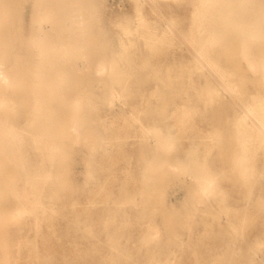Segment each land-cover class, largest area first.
I'll return each instance as SVG.
<instances>
[{
	"label": "rangeland",
	"instance_id": "1",
	"mask_svg": "<svg viewBox=\"0 0 264 264\" xmlns=\"http://www.w3.org/2000/svg\"><path fill=\"white\" fill-rule=\"evenodd\" d=\"M38 1L0 8V264H204L191 240L202 237L205 254L228 253L212 264H253L254 249L264 264V126L249 108L264 100V0H57L44 30L60 52L44 60ZM202 170L216 184L203 209ZM32 180L39 201L22 204Z\"/></svg>",
	"mask_w": 264,
	"mask_h": 264
},
{
	"label": "bare ground",
	"instance_id": "2",
	"mask_svg": "<svg viewBox=\"0 0 264 264\" xmlns=\"http://www.w3.org/2000/svg\"><path fill=\"white\" fill-rule=\"evenodd\" d=\"M233 1V0H232ZM249 1H252V0H249ZM39 4L37 3V7H36V11H35V15H34V18H33V29H32V33H31V42L32 44L34 45H40V48L36 53H38L40 59L44 60V58L48 57V55L52 54L53 57H58L59 56V50L53 46H51V44L49 43V35H48V32L44 29H46V27L48 26V23H46V21L48 20V18L52 17V18H55V16L58 15L59 11H57L56 8H58V4L59 2H57V0H40L38 1ZM136 3V2H135ZM3 7V2L2 0H0V8ZM138 8V7H137ZM223 8V7H222ZM229 9V8H228ZM62 14H64L63 18L70 22L69 23V26L68 28L72 30V18L70 16V13L63 10L61 11ZM191 14V12H189ZM194 14V13H193ZM200 14V13H199ZM83 15V14H82ZM192 15V14H191ZM193 16V15H192ZM196 17V15H195ZM56 19V18H55ZM203 19V16L201 15L199 20H197L200 23H202ZM194 20V19H193ZM3 21V16L2 14L0 13V67L3 63V59H2V56H1V52H2V49H3V44L5 43V41L3 40V37H4V34H5V29L4 27H2V22ZM238 21V20H236ZM81 22V21H80ZM261 24V27L264 26V20H260L259 21V25ZM143 28L147 29V24L146 23H143ZM236 25V24H235ZM239 25V24H238ZM197 26V25H196ZM189 27V26H188ZM194 28V27H193ZM241 28V27H240ZM200 33H203L202 30H199ZM245 34V37L246 35H248L247 32H243ZM214 35V34H213ZM212 36V35H211ZM244 36V35H243ZM81 37V36H80ZM215 37H217L215 35ZM239 37V36H238ZM236 38V37H235ZM247 39V38H246ZM248 40V39H247ZM250 40V39H249ZM213 42V41H212ZM214 43V42H213ZM245 43V42H244ZM72 47V46H71ZM240 48V47H239ZM28 49V48H27ZM67 49V48H66ZM27 51V50H26ZM33 53V52H32ZM76 53V52H74ZM28 54V53H27ZM33 55V54H32ZM37 55V54H36ZM247 56V55H246ZM81 57V56H79ZM83 58V57H82ZM80 59V58H79ZM109 59V58H108ZM46 60V59H45ZM206 63V62H205ZM39 64V63H38ZM37 64V66H38ZM50 65V64H49ZM96 65H97V62H96ZM95 65V66H96ZM246 65V63H245ZM46 65L43 64L39 69H36L35 65L33 64L32 65V71L33 72H37L38 71H44L46 70ZM54 70H58L57 69V66L54 65ZM84 67V66H83ZM86 67V66H85ZM88 67V66H87ZM94 67V66H93ZM225 68V67H224ZM250 68H251V65H250ZM261 68V66H260ZM86 69V68H85ZM99 69L100 70H104V66L102 64L99 65ZM96 70V69H94ZM93 70V71H94ZM98 70V69H97ZM112 71H117L118 70V66H112L111 68ZM197 70V69H196ZM3 71H5L3 69ZM86 71V70H85ZM213 71V70H212ZM262 71V70H261ZM107 72V71H106ZM206 72V71H204ZM260 72V71H259ZM98 73V72H97ZM190 73V72H189ZM39 74V73H38ZM214 74V73H213ZM219 74V73H218ZM260 75V74H259ZM4 76L3 72H2V69H0V78H2ZM216 77V76H215ZM219 77V76H218ZM217 77V79H218ZM7 78V77H5ZM187 79V78H186ZM263 79V78H262ZM6 80V79H5ZM219 80V79H218ZM34 81V80H33ZM221 82V81H220ZM187 83V82H186ZM191 85V84H190ZM11 90V89H10ZM175 90V89H174ZM184 92V91H182ZM33 94V93H32ZM121 97V96H120ZM5 98V97H4ZM113 99V98H112ZM36 100V99H35ZM108 100V99H107ZM77 101V100H76ZM35 102V101H34ZM72 102V101H71ZM246 102V101H245ZM108 103V102H107ZM242 103V102H241ZM243 105V104H242ZM244 106V105H243ZM256 109L255 107L252 109V107H249L252 111H253V114H254V119L256 118L258 120V122L260 123V125L264 126V100L261 98L259 100V102L257 103L256 105ZM245 107V106H244ZM247 109V108H246ZM244 110L240 116H239V120L243 121V124L246 125V127H249V128H252L254 130H257L259 132L260 135H262V132L260 130V128H258L259 126L256 124V122L254 120H248V110ZM33 110V109H32ZM3 113V112H2ZM125 113V112H124ZM35 116V115H34ZM131 119V118H130ZM237 119V118H235ZM6 122V121H5ZM72 122V121H71ZM25 124V123H24ZM13 125V124H12ZM27 125V124H25ZM141 125V124H140ZM74 129H76V124L75 122L72 123L71 125ZM235 126V125H234ZM71 127V128H72ZM176 127V126H175ZM72 128V129H73ZM101 128V126H100ZM102 129V128H101ZM3 128H2V124H1V121H0V146H2L4 143H7L8 144V141L6 138H3L2 137V134H3ZM206 130V129H205ZM103 131V129H102ZM159 131V130H158ZM74 133V131H72ZM237 132V130H236ZM236 137V136H235ZM75 138V137H73ZM143 139V138H142ZM74 140V139H73ZM236 140V139H235ZM117 142V141H116ZM237 142V141H236ZM159 143V142H158ZM157 145V144H156ZM57 146V145H56ZM240 146V145H239ZM154 148V147H153ZM20 150H21V147H20ZM24 151V150H23ZM249 151V150H248ZM3 152V151H2ZM240 152V151H239ZM248 153V152H247ZM7 156V154H6ZM21 158V160H26L27 159V155L25 153L22 152V154L19 156ZM237 157V156H236ZM235 157V158H236ZM207 158V157H206ZM10 160V159H9ZM14 162V161H13ZM23 162V161H22ZM16 163V162H15ZM15 163H13L14 165H16ZM235 163V162H234ZM158 166V165H157ZM172 166V165H171ZM242 166H243V173L246 174L248 172V168L250 166V163H249V156L247 154H243L242 155ZM22 167V166H20ZM175 167V166H174ZM22 170V169H21ZM144 170V169H143ZM221 170V169H220ZM23 171V170H22ZM24 173V172H22ZM151 175L154 174L153 171L150 172ZM238 173V172H237ZM25 175V174H24ZM239 175V174H238ZM190 176V175H189ZM195 181L197 183V194H196V199H197V204H196V207L197 208H202L200 207L201 206V203L203 200H206L208 199V195L209 193L213 192L216 188V184H215V178L209 174V172L207 170H202V171H199L197 172L195 175ZM240 177V175H239ZM191 178V177H190ZM24 181H25V178H24ZM32 185L29 186V189L25 190L24 193L22 194V198H21V201H22V204H26V201L29 200V201H33L35 203H37V200L38 198H34V195H39V190H38V187L39 186H36V180H32ZM195 183V184H196ZM246 192V191H245ZM247 193V192H246ZM8 194V192H7ZM8 196V195H7ZM9 197V196H8ZM192 197V196H191ZM213 197L219 201L217 203L218 205V208H216L215 210L212 211V216L213 217H217V221H220L218 222L219 223V226H223L225 225V223L222 221L221 222V217H223L222 215V200L226 199V196L223 194V193H213ZM131 199V198H130ZM39 201V200H38ZM133 204V203H132ZM195 207V206H194ZM41 209V208H40ZM203 209V208H202ZM208 209V208H207ZM79 213V212H78ZM82 213V212H81ZM86 214L89 213L88 211L85 212ZM234 216L236 217H240V216H247V215H250V217L254 216L256 214V211L253 210H249L248 208L245 210V212H242L241 210H235L234 212H232ZM191 216V215H190ZM192 217V216H191ZM190 217V218H191ZM243 218V217H242ZM245 220V218L243 219ZM226 224H228L229 226L227 227H230V225H232V221L231 220H227L226 221ZM35 226V225H34ZM103 227V225H102ZM36 228V227H35ZM149 232L147 233V235H143L142 237H146V238H150V237H153V232L155 231L154 227H150ZM235 233V232H234ZM104 235V234H103ZM110 235V234H109ZM108 235V236H109ZM111 236V235H110ZM169 236V235H168ZM203 238V237H202ZM202 238H193L191 239L192 240V245L195 246V248L193 249V252L195 254V261H200L201 263L204 262V264H212V263H220V262H223L225 257L227 256L228 253L226 252H220L218 253V255L216 256H210L209 254L207 255V253L205 254V252L202 251V248H200L204 243L202 240ZM196 239H199L198 241ZM42 242V241H41ZM31 246H34V244H32ZM138 247H145L147 248V244L144 243V242H141L140 245H138ZM257 250L254 249L253 251H251V253H248V255H244L245 257V260L249 261V262H252L253 264H260L261 263V256L260 258H256L255 257V252ZM224 256H222V255ZM245 254V253H244ZM142 262V260H140ZM37 264H59V260L57 259H54V258H40L38 259L37 261Z\"/></svg>",
	"mask_w": 264,
	"mask_h": 264
}]
</instances>
